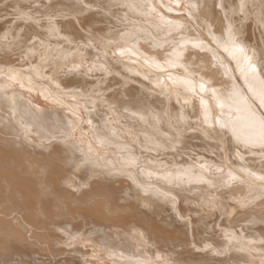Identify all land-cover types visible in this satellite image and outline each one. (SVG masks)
<instances>
[{
    "label": "bare ground",
    "instance_id": "bare-ground-1",
    "mask_svg": "<svg viewBox=\"0 0 264 264\" xmlns=\"http://www.w3.org/2000/svg\"><path fill=\"white\" fill-rule=\"evenodd\" d=\"M11 2L0 264H264V0Z\"/></svg>",
    "mask_w": 264,
    "mask_h": 264
},
{
    "label": "rangeland",
    "instance_id": "rangeland-1",
    "mask_svg": "<svg viewBox=\"0 0 264 264\" xmlns=\"http://www.w3.org/2000/svg\"><path fill=\"white\" fill-rule=\"evenodd\" d=\"M6 3H7V4L4 5V6H3L4 8L0 11V13L3 14V17H2V18H4V19H11V18L13 17V15H14V17L16 16L15 18H17V17H18V13H17V10L15 9V7L12 5L11 0H7ZM42 3L44 4V2H40V4H37V5H36V4L34 3V5L36 6V8H41V6L43 5ZM32 4H33V3H32ZM32 4L25 2V4H24V8H27L28 10L32 11L33 8H31V7H32V6L35 7V6L32 5ZM30 5H31V6H30ZM40 5H41V6H40ZM38 6H39V7H38ZM8 7H10L11 9L8 8ZM13 7H14V8H13ZM28 7H29V8H28ZM7 9H9L10 11L7 10ZM13 9H14V10H13ZM41 9H42V10H41ZM41 9H40V10H41L42 12H41L40 10H38L37 13H38V12H39V13H38V14L36 13L35 15L38 16V18L41 19V15L39 16V14L41 13V14H42V18L45 16V19H47V16H46V14H45L46 12L43 11V7H42ZM6 11H7V12H6ZM4 12H6V13H4ZM33 12H34V11H33ZM53 12H54V11H53ZM53 12H51V14H52ZM8 13L10 14V16H8V18H5V17L7 16ZM12 13H13V14H12ZM47 13H49V12H47ZM56 13H57V12H56ZM58 13H59V12H58ZM2 14H1V15H2ZM9 14H8V15H9ZM15 14H17V15H15ZM11 15H12V16H11ZM43 15H44V16H43ZM57 15H59V14H57ZM10 17H11V18H10ZM14 17L12 18V20L15 19ZM45 19L43 18V19H41V20H45ZM256 27H257V26H256ZM256 27L253 26V28H256ZM253 28H252V29H253ZM256 29H257V28H256ZM258 29H259V28H258ZM258 29H257V30H258ZM257 30L254 29V31H255V32H254V36H255L257 39H261V36H260V35L264 36V35H263L264 32L261 34L260 29H259L258 31H257ZM255 33H256V34H255ZM259 33H260V34H259ZM258 36H259V38H258ZM53 38H54V40H56V39L58 40V39H59V38H57V36H55V37H51L50 40H52V42H54V43H55V41H53ZM30 39H32V41H31ZM37 39H38V38H35V39H34V38L31 36L30 38H28V40H26V43H25V44H27V43L30 44V42H34V40L36 41ZM61 39H63V38H61ZM263 39H264V38H263ZM59 40H60V39H59ZM62 42H65V41H62ZM37 49H39V51H40V49L43 50L44 47L41 48V45H40V46H38ZM89 62H91V60H90ZM99 72L101 73V71H98V73H99ZM100 73H99V74H100ZM102 74H103V73H101V76H102V78H104L106 75L104 74V75H105V76H104V75H102ZM111 75H112V74L107 75V76H108V78H111L113 81L117 80V82H118L119 80H121V79L118 80L117 77H116V79L114 78V79H115V80H114V79H113V76H111ZM101 76H100V78H101ZM103 76H104V77H103ZM107 76H106V77H107ZM109 76H111V77H109ZM94 78H95V77H93V78H91V79H94ZM95 79H96V78H95ZM111 79H107L108 82H107V81H106V82H107L108 84L110 83V81L113 83V81H112ZM115 82H116V81H115ZM117 82H116V84H119V82H118V83H117ZM101 84H102V83H101ZM105 84H106V83H105ZM108 84H106L105 87H106ZM116 84H115V85H116ZM103 85H104V84H103ZM115 85L112 86L111 83H110L108 86H110V87L112 86V87H111V88L109 87L108 90L106 89V90H107L106 92L109 93L110 90L113 91L112 89L120 88V85H121V84H120V85H116L117 87H116ZM108 86H107V87H108ZM107 87H106V88H107ZM108 91H109V92H108Z\"/></svg>",
    "mask_w": 264,
    "mask_h": 264
}]
</instances>
